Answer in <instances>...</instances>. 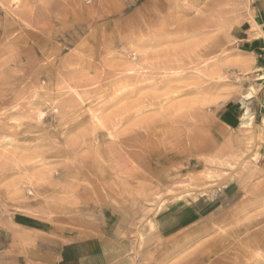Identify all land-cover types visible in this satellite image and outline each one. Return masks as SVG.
Listing matches in <instances>:
<instances>
[{
	"label": "rangeland",
	"instance_id": "obj_1",
	"mask_svg": "<svg viewBox=\"0 0 264 264\" xmlns=\"http://www.w3.org/2000/svg\"><path fill=\"white\" fill-rule=\"evenodd\" d=\"M263 47L264 0H0V264H264Z\"/></svg>",
	"mask_w": 264,
	"mask_h": 264
},
{
	"label": "bare ground",
	"instance_id": "obj_2",
	"mask_svg": "<svg viewBox=\"0 0 264 264\" xmlns=\"http://www.w3.org/2000/svg\"><path fill=\"white\" fill-rule=\"evenodd\" d=\"M177 4V3H176ZM175 4V5H176ZM183 6V5H182ZM184 7H186V8H188L186 5L184 6ZM185 8V9H186ZM173 10V9H172ZM177 11V10H176ZM174 12V11H173ZM170 17V16H169ZM172 19V18H171ZM168 20V19H167ZM167 20H165L164 19V23L167 21ZM174 20V19H173ZM172 20V21H173ZM27 21V20H26ZM171 21V22H172ZM174 21H177V20H174ZM171 24V23H170ZM174 24H175V22H174ZM165 24H163V31H164V29H165V26H164ZM167 25V24H166ZM183 25H185V24H182V25H177L176 27H173V29H167V30H165V32H163V33H169V32H173V33H175V34H179L180 35V37L181 38H185L188 34H187V32L189 31V30H191L192 28H188V27H190V26H183ZM186 25H191V24H186ZM161 26V25H160ZM167 27V26H166ZM192 27H194V26H192ZM169 28V27H168ZM189 30H188V29ZM198 28H200V27H198ZM196 29V28H195ZM188 30V31H187ZM198 29H196V31H197ZM161 33H162V31H161ZM190 33H192V32H190ZM189 33V34H190ZM193 34H194V32H193ZM192 34V35H193ZM191 35V34H190ZM188 37V36H187ZM160 45H161V43L160 42H154V43H152V44H150V48H152V49H157L158 47H160ZM205 49H207V50H209L207 47H204ZM179 49V48H178ZM200 49H202V48H200ZM180 50V49H179ZM199 52V51H198ZM204 52V51H203ZM180 54V53H179ZM194 55H192V57L190 56V54H187V56H184V58H178V51H177V48L176 47H174V46H172V45H170V46H168V48H167V50L166 51H162V49H160V50H157V51H152L151 52V55H149V56H147V57H145L144 58V60H145V62H144V64L147 66H145L146 68V70H148V72H149V76H151L152 77V75H154V77H152L151 79H154L155 81H157L158 79V81H159V84L160 85H164L165 83H166V81L169 79V78H166V79H163L162 77H158L161 73L160 72H163V71H167V70H169V71H172L171 73H176V71L178 70V69H180V68H182L183 66L185 67L187 64H192L193 63V61H197L198 60V54L196 53V52H194L193 53ZM197 54V55H196ZM200 54V53H199ZM197 57H196V56ZM199 57H200V55H199ZM201 58V57H200ZM178 67V69H176ZM219 73V70L217 71V73L216 74H218ZM177 74H178V72H177ZM214 75V74H213ZM216 76H217V78L218 77H220V76H218V75H214V76H212V75H210V78H216ZM224 77V76H223ZM221 79V78H220ZM261 79V78H260ZM135 80H137V82L136 83H138V80H140V81H142V78H141V76L140 77H137V78H135ZM144 80H145V78H144ZM210 80H212V79H210ZM217 81H218V79H216ZM139 81V83H141ZM157 81V82H158ZM221 81V80H220ZM156 83V82H155ZM169 83V82H168ZM167 83V85H169ZM159 84H157V85H159ZM156 85V84H155ZM216 86H217V84H216ZM161 87H163V86H161ZM169 87V86H168ZM171 87H173V86H171ZM176 88H177V86H175ZM209 87V86H208ZM211 87V86H210ZM210 87H209V89H210ZM167 88V87H166ZM175 88V89H176ZM160 89V88H159ZM171 89V88H170ZM169 89V90H170ZM212 89V88H211ZM169 90L168 91H166V92H169ZM170 91H172V90H170ZM180 91V90H179ZM184 91V90H183ZM190 91H192V90H189L188 89V91H186V92H183V93H187V94H190ZM177 92V90L176 91H174V95L175 94H178V93H176ZM181 92V91H180ZM194 92V91H193ZM253 92V91H252ZM171 93V92H170ZM182 93V92H181ZM182 93V94H183ZM192 93V92H191ZM173 94V93H172ZM171 94V96L173 97L174 95H172ZM169 95V94H168ZM251 95H252V93H250L249 95H248V97L250 96L251 97ZM176 96V95H175ZM178 96V95H177ZM152 97V96H151ZM169 97H170V95H169ZM161 98V97H160ZM159 98V99H160ZM163 98V97H162ZM165 98H168V97H165ZM164 98V99H165ZM171 98V97H170ZM153 99H155V98H153ZM150 100V99H149ZM161 101L163 100V99H160ZM154 101H156V99L154 100ZM159 101V100H158ZM169 101V100H168ZM151 102H153V101H151ZM157 102V101H156ZM142 103V102H141ZM141 103H140V105H141ZM164 103V101L162 102V104ZM145 104V103H144ZM157 104H159V103H157ZM157 104H154V105H156L157 106ZM138 105V104H137ZM150 105V104H149ZM151 105L153 106V104L151 103ZM134 106H136V105H133V107ZM142 106V105H141ZM152 106H150V107H152ZM161 106V105H160ZM143 107V106H142ZM145 107V106H144ZM148 108H149V106H148ZM160 108V107H159ZM146 109V108H145ZM152 109V108H151ZM154 109V108H153ZM134 110V109H133ZM141 110V109H140ZM142 111V110H141ZM140 111V112H141ZM147 111V110H146ZM133 112H135V111H133ZM136 112H137V110H136ZM135 112V113H136ZM127 113V112H126ZM125 113V114H126ZM132 113V112H131ZM135 113H134V115H135ZM188 113V112H187ZM186 113V114H187ZM190 113V112H189ZM141 114V113H140ZM247 115V114H246ZM127 116V115H126ZM130 116H132V115H130ZM167 116H169V115H167ZM189 116V115H188ZM123 117H125V116H123ZM134 117V116H133ZM166 117V116H165ZM127 118V117H126ZM131 118V117H130ZM159 118H161V117H159ZM167 118V117H166ZM122 120H125V118H121ZM149 119V118H148ZM158 120V119H157ZM161 121H164V119L162 120L161 119ZM139 123H140V120H139ZM145 123V122H144ZM151 123H152V121H151ZM150 122H148V125H150L151 124ZM154 123V122H153ZM152 123V124H153ZM249 123V122H248ZM92 124V123H91ZM142 124H143V122H142ZM251 124H253L252 122H251ZM136 125V124H135ZM250 125V124H249ZM140 126V125H139ZM152 126V128L153 127H155V125H151ZM88 127V126H87ZM134 127V126H133ZM138 127V126H137ZM143 127V126H142ZM145 127V126H144ZM90 128V127H89ZM135 129H136V127H134ZM251 128V127H250ZM130 129V128H129ZM134 129V130H135ZM146 129H147V127H146ZM149 129H150V127H149ZM138 130V129H137ZM136 130V131H137ZM141 130H143V129H141ZM130 132H131V130H129ZM135 131V132H136ZM144 131V130H143ZM147 131V130H146ZM134 133V132H133ZM122 134V137L124 136L123 135V133H121ZM131 134H132V132H131ZM144 134V133H143ZM120 135V134H119ZM128 135V134H127ZM126 135V136H127ZM130 135V134H129ZM121 136V135H120ZM110 137V136H109ZM133 138V137H132ZM109 141H110V139H109ZM112 144V143H111ZM114 144H116V143H114ZM138 145V144H137ZM113 146V145H112ZM118 146V145H117ZM123 146V145H122ZM136 146V145H135ZM139 146V145H138ZM94 147V146H93ZM102 147V146H101ZM125 148H126V146H125ZM128 149V148H127ZM119 151V150H118ZM129 154V153H128ZM113 155V154H112ZM150 155V154H149ZM130 158V157H129ZM128 160H130L131 161V159H128ZM127 160V161H128ZM133 161V160H132ZM125 169V168H124ZM139 175V174H138ZM132 176V175H131ZM129 177V176H128ZM117 178V177H116ZM127 178V177H126ZM130 178H132V177H130ZM130 178H128V179H130ZM142 179V178H141ZM96 180V179H95ZM120 180V179H119ZM124 180V179H123ZM122 181V180H121ZM103 182V181H102ZM157 194V193H156Z\"/></svg>",
	"mask_w": 264,
	"mask_h": 264
},
{
	"label": "crops",
	"instance_id": "obj_3",
	"mask_svg": "<svg viewBox=\"0 0 264 264\" xmlns=\"http://www.w3.org/2000/svg\"><path fill=\"white\" fill-rule=\"evenodd\" d=\"M104 246L91 240L69 243L63 245L55 260L47 264H118L115 259H109Z\"/></svg>",
	"mask_w": 264,
	"mask_h": 264
}]
</instances>
